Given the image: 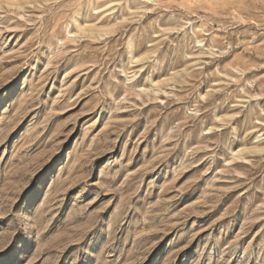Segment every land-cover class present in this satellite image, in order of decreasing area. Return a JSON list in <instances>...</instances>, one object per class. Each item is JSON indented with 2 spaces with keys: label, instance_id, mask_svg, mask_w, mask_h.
Masks as SVG:
<instances>
[{
  "label": "rangeland",
  "instance_id": "rangeland-1",
  "mask_svg": "<svg viewBox=\"0 0 264 264\" xmlns=\"http://www.w3.org/2000/svg\"><path fill=\"white\" fill-rule=\"evenodd\" d=\"M0 264H264V0H0Z\"/></svg>",
  "mask_w": 264,
  "mask_h": 264
}]
</instances>
